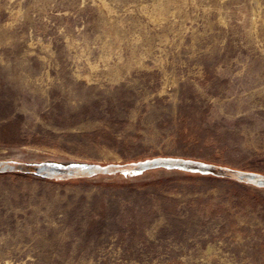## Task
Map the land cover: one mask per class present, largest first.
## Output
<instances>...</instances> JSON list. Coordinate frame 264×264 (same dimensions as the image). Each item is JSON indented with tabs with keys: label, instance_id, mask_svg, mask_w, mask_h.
<instances>
[{
	"label": "rangeland",
	"instance_id": "rangeland-1",
	"mask_svg": "<svg viewBox=\"0 0 264 264\" xmlns=\"http://www.w3.org/2000/svg\"><path fill=\"white\" fill-rule=\"evenodd\" d=\"M0 264H264V0H0Z\"/></svg>",
	"mask_w": 264,
	"mask_h": 264
},
{
	"label": "bare ground",
	"instance_id": "bare-ground-1",
	"mask_svg": "<svg viewBox=\"0 0 264 264\" xmlns=\"http://www.w3.org/2000/svg\"><path fill=\"white\" fill-rule=\"evenodd\" d=\"M103 4V3H102ZM103 6V5H102ZM106 7V9H107V5L105 6ZM108 9H109V7H108ZM107 9V10H108ZM155 9L158 11V15H163L162 14V12H163V10H164V5L163 4H158L156 7H155ZM155 17L157 16V14L156 15H154ZM256 16V15H255ZM151 17H153V16H151ZM162 17V16H161ZM254 18V17H253ZM256 18V17H255ZM254 18V19H255ZM257 18H258V16H257ZM155 19V18H154ZM156 19H158V18H156ZM252 21H253V19H252ZM252 25V24H251ZM254 25V24H253ZM255 26V25H254ZM253 26V27H254ZM252 27V28H253ZM254 29V28H253Z\"/></svg>",
	"mask_w": 264,
	"mask_h": 264
}]
</instances>
